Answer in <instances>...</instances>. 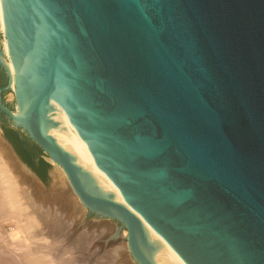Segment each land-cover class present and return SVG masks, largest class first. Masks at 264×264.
Instances as JSON below:
<instances>
[{"label":"water","instance_id":"1","mask_svg":"<svg viewBox=\"0 0 264 264\" xmlns=\"http://www.w3.org/2000/svg\"><path fill=\"white\" fill-rule=\"evenodd\" d=\"M0 4V131L10 124L60 166L89 216L126 230L138 264H153L141 221L49 133L71 139L185 264H264V0ZM7 62L16 107L3 98Z\"/></svg>","mask_w":264,"mask_h":264},{"label":"bare ground","instance_id":"2","mask_svg":"<svg viewBox=\"0 0 264 264\" xmlns=\"http://www.w3.org/2000/svg\"><path fill=\"white\" fill-rule=\"evenodd\" d=\"M4 32V21L0 4V41L3 47V53L7 57L8 50L5 38L3 37ZM7 67L11 76L9 91L11 93L8 94V98L11 99L13 98L12 90L14 89V71L9 62H7ZM48 135L55 140L61 149L71 156L73 163L86 173L90 185L94 186L101 195H110L113 202L124 206L138 217L141 221L147 242V246L142 247V251L153 264H185L171 246L126 203L120 191L112 181L101 170L95 171L90 166L71 139L59 132H52ZM46 160L51 165L50 174L52 183L49 187L43 185L39 179L22 165L9 144L3 139L0 131V224L11 216V219L13 218L16 223L14 228H11L14 222L10 225V222L7 221L10 226L5 223L10 227L8 229L10 232L6 231V236L3 238L0 236V243L6 246V249L0 247V257H10L12 259L11 264H50L53 261L54 243L61 238L62 233H60L61 229L59 228V233L56 232L57 235H54L52 242L50 244L48 243L44 248L40 247L42 245H39V242L45 243V241L47 242L48 240L45 239V232L43 233L44 237L40 236V231L43 232L44 229L46 231V226L48 225L47 221L53 224V220L56 217L55 214H60L63 219L68 216L69 219L73 217L72 221H77L76 223L78 225L82 223L81 221L85 218V214L87 213L86 208L74 192L62 168L50 158L47 157ZM50 217L51 219L46 221V219ZM42 220L46 221L47 225L43 223ZM60 221L61 220L58 222ZM72 221L71 223H73ZM56 223L54 222V226L59 225L58 223L56 225ZM61 223L62 222H60V224ZM43 224L46 225V228L43 227ZM62 224L65 225V223ZM69 225H67V227ZM59 226L62 227L61 225ZM49 227H53V225H48V230L50 229ZM7 228L8 227H6V229ZM84 228L85 230H83L84 232L82 235H78L77 237H81V239L73 240L74 246L84 247L83 245L86 243V240L94 235L101 234L105 236L110 232V236L102 239V241L109 246L104 256L112 261L111 264H138L129 252L126 241V230H122L118 233L117 227L107 219H96V221L87 224ZM54 229H56V227ZM68 229L70 228H67L66 232H68ZM56 230H58V226ZM53 231L54 230H52V232ZM61 231L65 232L64 228ZM49 237L52 239L53 236ZM46 238H48V235ZM80 250L83 249L80 248ZM69 254L70 252L61 254V260L56 264H77V256Z\"/></svg>","mask_w":264,"mask_h":264},{"label":"rangeland","instance_id":"3","mask_svg":"<svg viewBox=\"0 0 264 264\" xmlns=\"http://www.w3.org/2000/svg\"><path fill=\"white\" fill-rule=\"evenodd\" d=\"M1 40V39H0ZM1 80H2V74L0 73V84H1ZM11 92H7V93H5V94H3V98H4V101L6 102V104L7 105H9V106H11V107H15V104H14V98H11V99H9L8 98V94H10ZM2 130V129H1ZM1 135H4L9 141H10V143L12 144V146L14 147V149L16 150V152L18 153V155L20 156V158L22 159L23 157V154L22 153H19V150H24L23 148L25 147V149L27 150V151H29V152H31V153H33L34 155H35V158L37 159V161L34 163V167H35V172H36V170H40L41 169V167L39 166V164H38V161L41 159L44 163H46V168H45V170H44V172H45V181H43L44 182V185L46 186V187H49L50 185H51V183H52V178H51V174H50V172H51V166L48 164V161L46 160V155H44L36 146H34V144L32 143V142H30V141H26L24 144H23V142H22V138L20 139L19 137H18V134H17V130L15 129V128H12L11 126H10V124H6L5 125V129H4V131L2 130L1 131ZM14 135H16L17 136V141L15 140V138H14ZM21 135H23V133L21 134ZM22 137H24V136H22ZM23 160V159H22ZM41 171V170H40ZM43 172V171H42ZM53 215V214H52ZM56 216V217H55ZM55 218H54V220H53V224H52V222H50V221H47V220H50L51 219V217L48 219H46V221L48 222V225L50 226H52L53 225V227H49L50 229L48 230V225H47V222L46 221H44L45 220V218H44V220H42V222L43 223H46V225L45 224H43V227H45L46 228V231H48V232H46L45 231V229H44V231L43 232H41L40 231V236H43V233H44V236L46 235H48V238H46V236H45V239L47 240V242L45 241V243L44 242H37L39 245H42V246H40V247H42V248H44V247H46L47 245H48V243L50 244L51 242H52V240L54 239V235H57V233H59V228L61 229V230H63V228H64V230H65V232H66V230H67V228H70V229H68V232H64V231H61L60 230V233H62V236H61V238L58 240V241H56L54 244V255H53V261L50 263V264H56V263H58V261H60L61 260V254H63V253H69L70 252V254L69 255H74V256H77V264H111L112 263V261L111 260H109V259H107L104 255L106 254V252H107V248H109V246H107L106 244H105V242H103L102 241V239L103 238H105V237H107V236H110V232L108 233V234H106L105 236L104 235H101V234H97V235H94L93 237H91V238H89L88 240H86V243L83 245L84 247H81V246H74L73 244H74V242H73V240L75 241L76 239H81V237H79V238H77L78 237V235L80 236V235H82V233L84 232L83 230H85V226L87 225V224H89V223H93L94 221H96V219L94 218V217H92V216H89L88 215V213H86L85 214V218H83V220L81 221L82 223H80V224H78L77 225V221H75V220H73L72 221V219H73V217H70V219L67 217H64V219H63V217L60 215V214H55ZM12 217V216H11ZM11 217H8L7 219H6V221L4 220L3 221V223L2 224H0L1 226H0V236L3 238V237H5L6 236V233L9 231L10 232V230H8L10 227V225L12 226L11 228H14V226L16 225V223H15V220L12 218L11 219ZM49 217V216H48ZM59 218V220H61L60 222H62V223H65V225L64 224H60V222H58L59 220H58V218ZM62 217V218H61ZM56 219V220H55ZM64 220H65V222H64ZM99 220V219H98ZM7 221H9L10 222V225L8 224L9 222H7ZM68 221V222H67ZM71 221L73 222V223H71ZM54 222L56 223H58L59 225H64V226H62V227H60L59 225H57V223H56V225L58 226V230H56L57 229V226H54L55 224H54ZM75 222V223H74ZM112 222V224H114L116 227H117V225H118V223L116 222V221H111ZM7 225H9V226H7ZM49 223H51V224H49ZM5 224V225H4ZM70 224V225H69ZM72 224V225H71ZM76 224V225H75ZM67 225H69L68 227H67ZM65 226H66V228H65ZM70 226H72V227H74V228H72V227H70ZM6 227H8L7 229H6ZM56 227V229H54ZM52 228V229H51ZM77 228V229H76ZM79 229V230H78ZM4 230H5V232H4ZM51 230V231H50ZM52 230H54L53 232H52ZM7 231V232H6ZM50 231V232H49ZM4 232V233H3ZM57 232V233H56ZM47 233H51L50 235L49 234H47ZM53 233V234H52ZM42 234V235H41ZM73 235V236H72ZM43 236V237H44ZM49 236H53L52 237V239H51V237H49ZM71 237V238H70ZM75 238V239H74ZM69 240V241H68ZM72 242V243H71ZM45 244V245H44ZM107 246V247H106ZM0 247L1 248H3V249H6V246H4V244H2V243H0ZM80 248H82L83 250H80ZM81 255V256H80ZM64 256V255H63ZM8 261H7V260ZM11 258L10 257H7V258H4V257H0V264H11ZM106 260H108V261H106ZM57 261V262H56ZM109 261H111V262H109ZM4 262V263H3ZM114 264V263H113Z\"/></svg>","mask_w":264,"mask_h":264},{"label":"trees","instance_id":"4","mask_svg":"<svg viewBox=\"0 0 264 264\" xmlns=\"http://www.w3.org/2000/svg\"><path fill=\"white\" fill-rule=\"evenodd\" d=\"M14 138L17 141V136L16 135H14ZM19 153H22L23 154V156H22L23 157L22 158L23 161H25L26 163H28L35 170L34 164H33L32 160H31L30 156L24 150H22V149L19 150ZM38 164L41 167V169H40L41 171L40 170H36V173H37V175L40 177V179L42 181H45V172H44V170H45V168H46L47 165L41 159L38 161Z\"/></svg>","mask_w":264,"mask_h":264},{"label":"flooded vegetation","instance_id":"5","mask_svg":"<svg viewBox=\"0 0 264 264\" xmlns=\"http://www.w3.org/2000/svg\"><path fill=\"white\" fill-rule=\"evenodd\" d=\"M23 149H24V151L30 156L31 160L34 159V160L37 161V159L35 158V155H34L33 153L27 151V150L25 149V147H24Z\"/></svg>","mask_w":264,"mask_h":264}]
</instances>
